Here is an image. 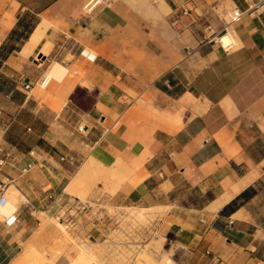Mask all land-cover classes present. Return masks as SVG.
I'll list each match as a JSON object with an SVG mask.
<instances>
[{"label":"crops","instance_id":"crops-1","mask_svg":"<svg viewBox=\"0 0 264 264\" xmlns=\"http://www.w3.org/2000/svg\"><path fill=\"white\" fill-rule=\"evenodd\" d=\"M89 1L0 0L1 145L34 159L30 174L9 176L37 203L0 221V264L75 263L56 216L79 199L66 187L90 157L125 173L113 192V178H100L90 199L162 215L176 264H264V4L101 0L87 11ZM213 4L221 11L206 13ZM236 6L244 13L225 50L221 12ZM55 61L68 70L46 82ZM80 90L90 94L82 107ZM23 112L38 134L28 147L5 138Z\"/></svg>","mask_w":264,"mask_h":264},{"label":"rangeland","instance_id":"rangeland-1","mask_svg":"<svg viewBox=\"0 0 264 264\" xmlns=\"http://www.w3.org/2000/svg\"><path fill=\"white\" fill-rule=\"evenodd\" d=\"M35 60L38 62V56H36ZM1 82L2 79L0 78ZM77 98L78 107L86 106L88 105L90 94L84 90H80ZM78 107H76L77 112H80ZM31 121L32 119L29 115L23 112L20 123L16 122L13 130H9L5 138L14 143L20 142L23 147L35 145L38 143V134L34 133V130L28 129L32 127L29 124ZM4 122H8V117L0 121V126ZM80 125V130L84 131L85 123ZM2 139V136H0V144H2ZM9 151L11 152L10 160L13 165L8 167L6 173L2 169L0 176L6 174L22 178L30 174L31 172L21 175L19 169L22 164L31 162L34 159L31 160L28 156H24V154H20L18 151H13L11 148H9ZM95 164L99 163L94 157H90L76 174L72 183L68 185L66 192L70 195L72 194V196H78L82 204L87 203L90 206L89 209L86 208L89 212L80 210L83 212L79 213V210L72 209L71 213L74 214V217L84 224L82 218L88 216V218H92L98 223L97 227L93 228L90 225V229L86 232L87 234L81 236L78 234L79 231L77 230L79 227L77 225L70 231L65 225L59 224L58 221L56 222L67 240L76 244L79 248V256L76 258L74 264H166V260H169L170 264H176L175 257L178 251L174 246V235L165 233L160 229L159 223L162 215L159 217L151 209L115 207L102 201L95 202L90 199V194L97 187L100 178H104L107 174L113 178L112 189H107L109 192H113L121 183L119 180L125 178V173L119 171L117 168L104 169L101 165H98L96 168L94 167ZM91 170L92 172L88 173ZM13 184V182L9 184L7 196L9 200L16 204L18 209L21 206L19 198L22 191ZM24 193L27 194L26 192ZM27 196L31 204L24 210L23 215H29V209H34L37 206V203L28 194ZM50 201L51 199L49 198ZM70 203L76 205L75 199H71ZM13 218L5 219L0 214V221L13 220Z\"/></svg>","mask_w":264,"mask_h":264},{"label":"built area","instance_id":"built-area-1","mask_svg":"<svg viewBox=\"0 0 264 264\" xmlns=\"http://www.w3.org/2000/svg\"><path fill=\"white\" fill-rule=\"evenodd\" d=\"M257 4H264V0H256ZM101 3V0H90L86 5H85V9L87 11H92L96 6H98ZM210 10L218 12L221 11L219 6L217 4H213L209 10L206 11V13H208ZM244 11L239 8V7H233L230 8L227 11H222L221 12V19L223 20L224 23V29L222 31V33L218 36V38L216 39V42L219 43L221 45V38L224 37L225 35L231 33V27L235 22H238L239 20H241L242 16H243ZM234 42H232L229 46L225 47V50H229L233 47ZM32 86L31 84L27 83L24 85V90L27 94H29L32 91ZM10 156H11V152L9 151L8 148H6L4 145L0 144V171L9 163H11L10 160ZM62 160H66L65 157H62ZM35 167V164L33 162H28L25 165H23L20 168V173L21 175H25L29 172H31V170ZM13 181L11 180L10 176L7 175H2V177L0 176V206H3L7 203L8 201V196H7V191H8V187L9 184L12 183ZM49 198L51 199V201L53 202V204H59L61 203V199L59 195H50ZM20 205L21 206H29L31 204V201L29 199V197L27 196V194L21 192L20 195ZM76 201V205L74 203L71 204V209H76L79 210V213L84 212H89L87 211L90 206L86 204H82V202L80 201V199H75ZM78 205V206H77ZM88 208V209H86ZM18 210V209H17ZM16 210V211H17ZM83 210V211H80ZM15 211V212H16ZM17 217L14 214V218L13 220H6V222L8 224H13L16 221ZM56 219L65 225L66 228L71 229L73 228L75 225H77L80 228H84L85 224H89L91 225L93 228L97 227V222L95 220H93L92 218H88V216H84L82 219L84 221V224L81 223V221H79L76 217H74V214L71 213V210H64L62 213L57 214Z\"/></svg>","mask_w":264,"mask_h":264},{"label":"bare ground","instance_id":"bare-ground-1","mask_svg":"<svg viewBox=\"0 0 264 264\" xmlns=\"http://www.w3.org/2000/svg\"><path fill=\"white\" fill-rule=\"evenodd\" d=\"M40 33H42V32H40L38 29L35 31V33L32 35V38L30 40L31 44H37L38 43V41L40 40ZM231 33H229V34H227V35H225L224 37L221 38V46L222 47L225 48V47L229 46L234 41V36ZM67 70L68 69L65 66H63L61 63L55 61L52 64V66H51V68H50V70L48 72V76L46 78V82H47L48 79H50V77H55V78L61 79L65 75ZM123 180L124 179H120L119 181L122 182ZM69 188H71V187L69 186ZM66 189H67V187H66ZM237 189H240V188L237 187L234 190H237ZM16 210H17L16 204L13 201L9 200V198H8V201H7V203L5 205L0 206V214L5 216V217H9L10 218L15 213ZM167 263L170 264V261L166 260V264Z\"/></svg>","mask_w":264,"mask_h":264},{"label":"trees","instance_id":"trees-1","mask_svg":"<svg viewBox=\"0 0 264 264\" xmlns=\"http://www.w3.org/2000/svg\"><path fill=\"white\" fill-rule=\"evenodd\" d=\"M0 78L2 79V82L0 83V89L6 90L7 88L6 85L8 84L9 80L4 76H0ZM252 193L253 190L251 188L242 192L238 197H236L228 205L225 206V208L222 211V214H230L231 212L235 211L240 205V200L247 199L250 195H252Z\"/></svg>","mask_w":264,"mask_h":264}]
</instances>
